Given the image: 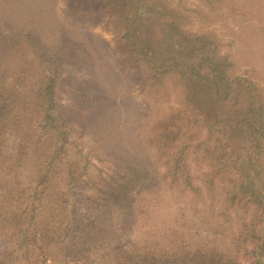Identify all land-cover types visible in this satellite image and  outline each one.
I'll use <instances>...</instances> for the list:
<instances>
[{"label":"trees","instance_id":"trees-1","mask_svg":"<svg viewBox=\"0 0 264 264\" xmlns=\"http://www.w3.org/2000/svg\"><path fill=\"white\" fill-rule=\"evenodd\" d=\"M99 1L122 27L125 51L153 91L170 78L186 92L189 107L199 104L204 123L220 130L209 152L210 175L228 178L222 202L240 228L229 241H217L211 236L221 231L213 230L212 214L201 230L158 221L152 207L159 191L153 198L144 192L135 209L137 238L107 243L104 228L115 236L113 220L127 212L102 205L101 195L121 174L92 175L96 166L72 137L60 103L58 56L38 28L1 22L0 196L8 208L0 209V220L12 232L0 264H264V95L249 77L230 72L215 31L187 30L183 13L167 0ZM73 3L74 13L84 16L83 2ZM171 180L179 185L177 177ZM181 182L199 193L190 178ZM226 210L217 215L228 221Z\"/></svg>","mask_w":264,"mask_h":264},{"label":"rangeland","instance_id":"rangeland-1","mask_svg":"<svg viewBox=\"0 0 264 264\" xmlns=\"http://www.w3.org/2000/svg\"><path fill=\"white\" fill-rule=\"evenodd\" d=\"M73 1L0 0V23L17 30L38 28L58 56L60 103L72 137L96 166L92 175L97 177L101 171L108 180L114 172L121 174L113 175L112 189H104L100 203L115 204L116 211H126L127 216L113 220L118 222L115 236L104 228L103 239L108 243L119 236L113 243L127 245L137 238L138 199L144 192L153 198L159 191L161 200L152 207L158 221L165 218L167 224L181 229L201 230L208 227L204 223L212 214L213 230L221 232L211 237L229 241L240 227L234 210L222 202L228 178L210 175L209 152L220 130L204 123L199 104L189 107L186 92L170 78L153 91L147 75L125 51L122 27L115 25L114 16L100 10L99 0H81L84 16L74 13ZM167 1L183 13L187 30L215 31L230 72L249 77L264 95V0ZM199 103L206 105L203 100ZM166 134L168 141L163 139ZM262 159L264 165V155ZM176 177L179 185L171 180ZM187 178L199 193L184 187L181 181ZM6 200L0 196V209L8 208ZM225 210L228 221L217 215ZM11 232L10 223L0 220V259Z\"/></svg>","mask_w":264,"mask_h":264}]
</instances>
